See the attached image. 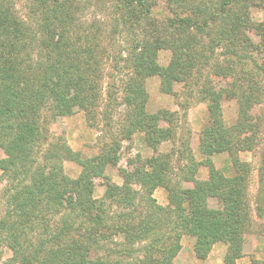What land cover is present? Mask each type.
Returning <instances> with one entry per match:
<instances>
[{
	"label": "trees",
	"instance_id": "16d2710c",
	"mask_svg": "<svg viewBox=\"0 0 264 264\" xmlns=\"http://www.w3.org/2000/svg\"><path fill=\"white\" fill-rule=\"evenodd\" d=\"M109 1L116 2L127 14L137 13V17L152 13L145 8V0ZM26 8V15H20L14 0H0V145L9 150L5 164L13 170L11 184L4 190L6 204L0 218V233L4 231L5 242L17 257L24 256L25 247L30 249V257L22 264H111L105 258L94 259L84 247L88 237L82 232L84 227L74 228L76 220L49 228L45 214L56 212L61 205L69 210L68 217L79 218L81 225L87 223L86 235L96 239L104 238L103 231L122 233L132 241L152 236L146 249L147 261L139 260L138 264H174L173 257L181 247L179 240L183 234L195 237L194 251L198 258L205 259L214 243L223 242L227 246L224 263L236 264L245 254V237L253 228L252 211L257 217L264 216L263 168L260 188L251 208L240 159H234L235 173L226 176L214 167L209 157L205 162L190 157L192 168H187L189 174L184 173L183 180L192 181L194 186L174 189L160 176L162 165L168 164L170 155L156 154L133 171L134 182L147 189L146 199L137 200V191L126 182L115 187L117 195L113 201L122 209H131L132 214L109 215L104 200L92 197L91 173H102L107 165L117 162L119 144L114 143L111 151L83 158L63 136L48 142L46 125L76 109L90 113L99 102L101 64L108 50L103 43L106 37L103 27L95 24L96 28L88 25L84 29L77 21L76 0H26ZM176 20L186 26H202L193 22L192 17ZM166 43L159 36L152 35L150 39L143 36L124 58L131 74L121 87L122 101L130 107L123 124L124 136L143 132L145 144L154 153L160 142L168 139L169 130L161 125L165 122L164 116L146 109L149 93L144 80L158 76L160 90L173 94L174 80L186 79L189 71L187 66H182L186 65L184 60L177 57L178 47L171 48ZM168 47L172 49L171 61L161 65L157 62V53ZM183 55L189 53L183 52ZM108 87L113 89L107 92V100L116 102L118 92L113 84ZM240 90L242 93L234 97L239 105L238 120L231 127L224 125L220 111L225 90L213 91L208 98L212 122L199 134L203 154L248 149L244 144L245 135L251 132L245 126H249L250 120L256 121L248 110L258 99L259 89L251 85ZM48 143L49 147L43 149ZM64 160L82 166L78 178L73 179L64 172ZM200 165L208 168L206 180L196 178ZM158 186L168 190L166 206L152 198V191ZM210 199L218 200L220 206H211ZM109 220H115L116 224ZM31 232L35 234L30 236ZM259 233L264 236V227ZM251 262L264 264V260L254 258Z\"/></svg>",
	"mask_w": 264,
	"mask_h": 264
},
{
	"label": "rangeland",
	"instance_id": "374dc122",
	"mask_svg": "<svg viewBox=\"0 0 264 264\" xmlns=\"http://www.w3.org/2000/svg\"><path fill=\"white\" fill-rule=\"evenodd\" d=\"M76 1L79 8L76 11L79 24H82L84 29L88 25L90 28L100 25L103 27V35L106 36L103 43L108 50L101 64V98L90 113L76 109L74 113L57 117L51 124L46 125L48 142L55 141L57 136H63L67 144L83 158L111 151L114 149V143L119 144L116 149L117 162L107 165L102 173H91L92 197L104 200L109 215L120 212L132 214L131 209H122L113 201L117 195L115 187L128 182L133 191H137V200L145 198L147 189L134 182L133 174L134 168L141 165L145 159L156 154H169L168 164L162 165L164 169L160 176L174 189H178L194 186L192 181L183 180L184 173L189 174L187 168H192L189 165L190 157L202 162L209 157L214 167L226 176L235 173L234 159L238 158L243 164L247 197L253 208V197L258 194L260 188V171L262 168L264 170V0H145V8L150 9L152 13L149 16L142 14L140 17H137L135 12L127 14L116 2L109 0ZM14 6L20 15H26V0H14ZM185 17H192L193 22L202 26H186L176 20ZM146 35L149 39L152 35L165 38L168 46L178 47L177 57L180 56L184 60L186 65L182 66H187L189 70L186 79L174 80L173 94L162 92L156 82L154 86L152 81L147 88L146 79L144 80L149 93L146 109L150 113L159 112L160 117L164 116L165 122H161V125L169 130L168 139L160 142L156 153L135 134L141 133L144 140L143 132H134L126 138L123 129L130 107H126L122 101L121 87L131 75L124 58L133 51L135 43ZM171 48H161L158 51L159 64L167 65L171 61ZM183 52L189 55H183ZM109 84H113L118 92L116 102L107 100V92L113 89L108 87ZM251 85L259 91L258 99L251 103L252 106L248 110L256 119L250 120L249 126H245V129L251 132L245 135L244 144L248 149L235 150L233 153L218 152L209 156L203 154L199 146V134L205 125L212 122L208 98L215 93L213 91L225 90L220 111L224 125L231 127L238 120L239 111L238 102L234 97L242 93L241 88ZM167 117L170 120H166ZM46 147H49V143L43 149ZM8 151L5 146L0 145V218L5 212L4 190L11 184L13 176L12 168L5 164ZM62 165L64 172L73 179L78 178L82 171V166L75 161L64 160ZM145 168L150 170L148 165ZM206 170L208 178V168ZM106 193H109L107 197ZM152 198L157 204L166 206L167 188L156 187L152 191ZM210 205L217 208L220 202L210 199ZM68 213L69 210L64 205L59 206L54 213H46L49 228L76 220L73 226L77 230L84 227L82 232L88 240H84L83 245L93 254L94 259L105 258L111 264H138L139 260L147 261L146 249L152 236L132 241L122 233H110L111 229L108 227L110 234L103 231L104 238L96 239L86 235L87 223L81 225L79 218L68 217ZM251 216L254 223L252 230L245 237V254H249L252 249L253 239L258 235L263 236L259 232L264 227V216L257 217L254 211ZM109 222L116 224L115 220ZM34 234L31 232L30 236ZM4 236V231H1L0 264H22L30 257V249L27 247L24 256L17 257L5 242ZM30 239L35 244L34 238ZM76 240L82 241L79 238ZM195 240L194 236L181 235V247L173 257L174 264H202L203 259L198 258L194 251ZM155 246L158 247L157 242ZM110 250L121 252L111 254Z\"/></svg>",
	"mask_w": 264,
	"mask_h": 264
},
{
	"label": "crops",
	"instance_id": "0c3cea01",
	"mask_svg": "<svg viewBox=\"0 0 264 264\" xmlns=\"http://www.w3.org/2000/svg\"><path fill=\"white\" fill-rule=\"evenodd\" d=\"M150 81H152L154 86L156 82L157 86L159 87L160 80L158 76H152L146 79L147 88H148V84L150 83ZM135 134L138 135L140 140L144 141L141 133L137 132ZM206 169H207L206 166H203V165L200 166L196 173V178L200 180H206L207 179V174H205V172L207 171ZM226 249H227V246L225 243L223 242L214 243L207 257L203 259L202 264H225L223 261V257L226 252ZM249 254H244L242 257L238 258L236 260V264H252L251 258L258 259V260H264V237L263 236L258 235L253 239L252 249L250 250Z\"/></svg>",
	"mask_w": 264,
	"mask_h": 264
}]
</instances>
